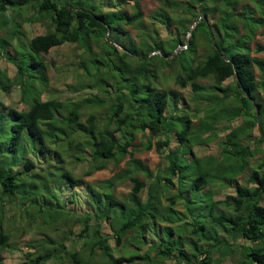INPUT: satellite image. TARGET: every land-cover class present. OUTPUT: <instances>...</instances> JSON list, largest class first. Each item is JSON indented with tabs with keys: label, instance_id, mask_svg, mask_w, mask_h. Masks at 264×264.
<instances>
[{
	"label": "trees",
	"instance_id": "16d2710c",
	"mask_svg": "<svg viewBox=\"0 0 264 264\" xmlns=\"http://www.w3.org/2000/svg\"><path fill=\"white\" fill-rule=\"evenodd\" d=\"M115 1L110 5L118 11H105L101 0H0V54L17 69L13 78L0 73V90L18 85L28 106L19 111L0 100V203L14 204L25 219L33 213L30 223L38 217L53 232L81 227L79 240L61 234L28 242L25 264H215L214 253L264 264V159L249 176L252 185L239 182L264 145V59L253 55L264 53L257 41L264 0H163L151 24L144 22L143 0ZM130 2L132 13L123 11L122 3ZM29 9L23 23H47V33L28 37L21 18ZM159 24L176 32L162 38ZM127 26L140 29L139 44ZM65 44L83 50L77 66L89 78L76 92L97 89L92 98L43 99L50 81L43 55ZM208 79L211 85L201 83ZM170 82L182 90L191 86V101ZM101 109L107 112L99 119L93 112ZM85 110L91 112L83 121ZM234 120L242 123L227 134L220 157H197L193 146L217 140L222 124ZM139 135V150L155 147L164 155L162 170L155 174L131 159L99 185L84 179L110 163L119 167ZM173 137L178 144L171 148ZM88 159V170L76 176L74 166ZM126 181L131 192L120 198L117 189ZM79 188L87 195L84 211L72 207L81 204ZM228 188L235 192L217 199ZM0 221L3 264L1 251L11 242ZM105 222L112 236L101 234ZM111 238L130 252L116 257Z\"/></svg>",
	"mask_w": 264,
	"mask_h": 264
},
{
	"label": "rangeland",
	"instance_id": "374dc122",
	"mask_svg": "<svg viewBox=\"0 0 264 264\" xmlns=\"http://www.w3.org/2000/svg\"><path fill=\"white\" fill-rule=\"evenodd\" d=\"M103 4L105 5L104 10L105 11H118V7L116 9H113V7L110 5L114 2L115 0H101ZM100 2V3H101ZM163 0H143L141 2V9L144 14V22L146 24H151L153 21L151 20V15L153 12L156 10L160 9L162 6ZM123 5V11H128L129 13H132V2L129 4H124ZM33 9L26 10L24 12V16L21 18V23H23L24 18L28 17L33 13ZM24 28L27 32V35L29 38H32L37 35H43L47 33L49 30V24L47 23H34V24H28V23H23ZM126 30L128 31L129 35L131 38L136 41L137 44L140 43L139 41V34H140V29L132 26H127ZM158 30L160 32V35L162 38H166L170 33H175L176 32V27L173 26L171 29H168L166 25L159 24L158 25ZM3 31H0V34H2ZM257 41L264 44V29L259 32ZM15 43V41H13ZM29 41L28 39H24V46L28 45ZM23 44V43H22ZM255 46V45H253ZM21 48V47H20ZM29 49V47H28ZM95 52L99 53L100 48L95 45L94 46ZM8 50L14 54L12 51V48H8ZM122 50V48H120ZM1 52V50H0ZM83 53V50L80 49L76 44H65L60 47H56L52 49L48 54L43 55L46 59V61L49 64L48 69L46 70L47 76L49 78V87L46 89V94L43 96V99L47 100L49 96H59V99L62 101H71V102H76V101H83L84 99H89L91 96L98 94V90H81L79 92H76V88L79 87V83L81 80H87L88 74L84 70H80L77 66V62H82V58H80V55ZM254 56L263 58L264 59V53H253ZM76 61V62H75ZM75 62V66L74 63ZM0 69L2 74H5V71L7 72V75L9 78H13L16 73L17 69L15 64H12L10 61H8L5 56L0 54ZM255 72L257 76L259 77L260 71L256 68ZM113 82V79L111 78L110 80ZM232 82V80H228L227 83ZM201 83L204 85H211L213 83V79H208V80H202ZM168 86H172L175 90H178V92L184 96L189 102L191 101L190 99L193 97L194 93L191 90V86H188L186 89H180L176 84L173 82H170ZM162 88V86H160ZM78 90H80L78 88ZM263 96V101H264V91L262 92ZM92 98V97H91ZM0 100L5 103L7 106L17 109L19 111H24L28 109V106L21 100V92H20V87L18 85H12L11 88L7 91L4 92L0 90ZM189 106V105H188ZM105 107V106H104ZM190 108H194V104H191L189 106ZM107 110L109 109V106L105 107ZM92 110V109H91ZM95 111V110H93ZM90 110H85V115L83 118V121H86L89 114ZM105 109H101L99 112H93L99 119L102 118L106 114ZM192 113V112H191ZM193 114V113H192ZM199 120L195 119L194 120V127L198 126ZM242 123V120H234L231 124L224 123L222 124L221 128H219L218 132V139L211 142L209 145H204V144H197L194 145L193 147V152L197 155V157L202 158V157H207V156H215L217 158L220 157L221 151H222V145L223 141L225 140L227 134H229L230 131H232L235 128H238ZM227 126H230L231 128H226ZM207 136V135H206ZM205 136V137H206ZM253 137L254 139L258 138V128L253 131ZM159 138L153 139V143H156V141ZM142 141V135H139L138 140L134 142L133 147L131 148L133 154L128 156L125 161H123L119 167H116L114 164L110 163L107 167V169L98 171L94 173L93 175L89 177H85L84 179L87 182L93 183L95 185H99L100 182H103L104 180H108L114 175L120 173V171L124 168H127V163L131 159H139L141 160L144 164H146L150 170L153 173H157L159 170H162L164 166L166 165V160L164 155L159 152L155 147L151 150H144L139 148L143 146ZM251 145L252 147L255 146L253 143V140H251ZM176 139L173 137L172 138V143H171V148L176 147L177 145ZM261 149L263 151H259L257 155L252 159L251 164L246 172V174L242 175L239 177V182L243 185H252L249 181V176L252 173L253 170L259 167V165L262 163L264 159V145L261 146ZM88 161L78 163L74 166L73 170L75 172L76 176H82L87 170H88ZM263 173L264 171H260ZM132 188V183L130 181H126L123 184H121L118 189L116 194L120 198H124L129 192H131ZM84 189L79 188L77 190V193H79L82 196L81 199V204L77 205H72V207L78 209V210H86L87 206L85 205L84 198L87 196L86 193L83 191ZM235 190L233 188H228L225 191H223L217 199H224L227 194H233ZM146 191L142 194V197L145 199L146 198ZM64 199H69V193H63ZM84 203V204H82ZM0 208L4 210L5 212L0 215L4 219V228L6 229V233L10 236V242H11V247L4 249L1 251L4 261L3 264H25L27 261L26 259V253L30 250L26 247V244L28 242H38L42 240H47L48 238H54L57 239V237L62 236H67L69 237V242L78 239V235L81 231V227L75 226L73 229L67 228L65 233H62V227L60 228V231H55L53 232L51 230V227L49 225H45L42 222L40 223V220L37 216V224L34 225L30 223V216L25 219L23 217L24 215L21 216V213L19 212V208L17 206H14V204L10 202H6L5 205L0 203ZM1 222V221H0ZM62 223H60L61 225ZM181 223L179 221L174 222V226H178ZM30 225V226H29ZM165 225V224H164ZM101 234L103 236H112L113 232L109 226V223L105 222L101 228ZM73 230L72 234L67 233ZM152 234V232H151ZM150 234V236H151ZM222 234V232H221ZM70 235V236H69ZM128 238L130 239H135V235L132 236L130 235ZM126 239V238H125ZM125 239L123 241H125ZM79 240V239H78ZM136 241V240H135ZM134 241L133 244H136ZM126 242V241H125ZM110 245L114 249V255L116 257H119L122 254H127L129 253V249H125L126 251L122 250L120 247L115 246V241L113 238L110 239ZM238 244H246L249 245L247 242L243 241H238ZM128 246H131L130 243ZM148 247H144L142 250V253L146 252ZM185 252L188 253L190 252V248L187 247L185 249ZM154 254H152L153 256ZM214 258H215V264H240L239 260L240 257L239 255L237 257H227V258H221L219 253H214ZM52 264V263H48ZM65 264H69L68 261H66ZM164 264H176L174 259H170L165 261ZM186 264V263H183Z\"/></svg>",
	"mask_w": 264,
	"mask_h": 264
},
{
	"label": "water",
	"instance_id": "95a60500",
	"mask_svg": "<svg viewBox=\"0 0 264 264\" xmlns=\"http://www.w3.org/2000/svg\"><path fill=\"white\" fill-rule=\"evenodd\" d=\"M191 34H192V32L190 31V35H191ZM253 102H254V101H253ZM256 111H257V117H258V119L260 120V113H259V109H258V107H256ZM259 128H260V131L262 132L260 123H259Z\"/></svg>",
	"mask_w": 264,
	"mask_h": 264
}]
</instances>
